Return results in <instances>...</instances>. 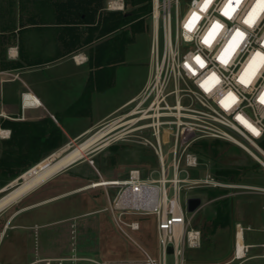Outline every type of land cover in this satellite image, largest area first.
<instances>
[{
  "label": "built area",
  "instance_id": "2783aa9c",
  "mask_svg": "<svg viewBox=\"0 0 264 264\" xmlns=\"http://www.w3.org/2000/svg\"><path fill=\"white\" fill-rule=\"evenodd\" d=\"M151 6L146 80L108 117L104 125L108 131L100 141L105 140L106 146L127 143L148 148L158 170L149 164L132 165L122 177L99 184L103 179L99 176L91 185L114 190L109 208L117 228L129 239L126 229L138 230L140 224L125 220V215L155 217L158 255L137 244L142 254L137 264H167L168 255L173 264H186V250L201 242V231L188 214L194 215L201 205L188 212V198L182 194L208 187L264 194L263 187L226 183L209 171L202 176L190 172L201 163L198 142L214 139L234 144L264 169V3L151 0ZM11 78L10 72L0 71V118H9L3 109V84ZM20 106L21 114L12 119H25L24 110L41 103L24 90ZM10 134L9 128L0 126V139ZM170 141L171 159L166 163L163 145ZM243 228L253 231L236 223V239ZM260 230L264 234V227ZM236 239L232 261L250 258L253 247L260 248L258 256L264 260V240L238 244Z\"/></svg>",
  "mask_w": 264,
  "mask_h": 264
},
{
  "label": "crops",
  "instance_id": "0c3cea01",
  "mask_svg": "<svg viewBox=\"0 0 264 264\" xmlns=\"http://www.w3.org/2000/svg\"><path fill=\"white\" fill-rule=\"evenodd\" d=\"M77 1L0 0V71L12 74L11 80L5 84L6 111L19 116L20 93L28 90L39 99L41 106L25 109L23 120L50 116L66 137L75 140L86 136L133 97L110 108L100 117L90 116L95 98L102 92L96 89L88 92L86 89L88 80L96 70L89 63L90 47L96 41L82 43L89 36L91 25L81 21L84 14L72 5ZM109 1L103 0V10L112 11L108 6ZM121 1L122 9L116 10H124V0ZM83 97H86L84 103ZM76 112L85 115H70ZM55 114H58L61 122ZM119 147L120 144L113 145L114 150ZM102 150L94 152L92 156ZM89 158L64 168L0 211L2 217L13 208L3 222L0 240L6 236L7 229L20 230L15 259L7 261L8 264H44L45 261H50V264H130L138 260V257L129 258L117 243V235L125 234L117 228L109 208L114 190L91 185L99 176L105 179L122 177L132 165L117 163L112 156L109 159L110 171L105 172L92 157V162ZM199 190L207 191L205 188ZM230 193L221 194L218 199H229L231 221L217 229L230 227L233 222L251 226L253 231L248 232L243 228L245 242L261 243L264 240L260 230L264 227V195L250 197L249 203L235 201L234 208L238 206L239 210L238 214L234 212L232 215L234 201L230 196L238 192ZM202 201L201 198V208L194 215L188 214L191 222L204 206ZM213 213L214 205L212 213L207 217L209 230V219ZM143 217L128 214L123 218L139 221L138 230L129 229L139 231ZM192 225L200 230L193 222ZM126 231L137 246L138 243L130 236L128 229ZM259 253L260 248L253 247L249 252L251 257L240 263L231 260L232 253L223 264H248L250 261L264 264Z\"/></svg>",
  "mask_w": 264,
  "mask_h": 264
},
{
  "label": "rangeland",
  "instance_id": "374dc122",
  "mask_svg": "<svg viewBox=\"0 0 264 264\" xmlns=\"http://www.w3.org/2000/svg\"><path fill=\"white\" fill-rule=\"evenodd\" d=\"M185 7L182 4L180 6V15L183 13ZM150 38H151V17L147 20V25L143 32L135 35L134 41L129 44L126 48V60L123 64L117 65L112 70V84L111 86L102 93H99L94 102L93 112L90 116L96 118L103 115L107 110L112 107H117L120 103H123L130 96H135L141 89L146 73L148 70L149 62V48H150ZM8 82V81H7ZM5 82L3 84V107L5 105L4 100L6 97L5 93ZM13 87V85H10ZM14 92L13 88L11 90ZM19 112V107H17ZM5 112L9 116L8 119L17 118L16 114ZM106 120L103 121L98 127L89 132L86 136L79 138L75 141L74 138L66 137L65 143L53 151L52 153L59 151V153H64L75 143L82 141L85 137L92 134L93 132L104 127ZM212 140H208L211 142ZM120 144L118 149H108L105 148L99 151L96 155H90V160L92 158L95 162L106 172L110 171L109 159L114 157L117 163H127L129 165L137 164H149L153 169L158 170V164L156 163L155 157L152 151L148 148L141 147L138 145H132L127 143H117ZM171 146L170 143L163 145V151L167 154L168 149ZM199 152L200 165L194 169L190 170L193 176H202L207 171L214 174L217 169H232L237 170L235 179L226 180V183H238V184H252L257 187H264V169L258 165L252 158H250L244 151L231 143L223 142L216 146V151L213 152L210 149L203 152L200 147H196ZM51 153V154H52ZM50 155V154H49ZM48 155V156H49ZM168 158L166 163L171 159L170 154H167ZM47 157V156H46ZM92 157V158H91ZM45 158V157H44ZM87 160V159H85ZM170 173V172H169ZM170 175V174H169ZM186 174L183 172L180 174L184 177ZM19 175L14 180L8 182L5 186L0 188V195L4 188H11L17 181H21ZM153 176L157 178L159 174L154 172ZM234 181V182H233ZM202 189V188H200ZM204 189V188H203ZM205 189H222L225 194L227 192H238L235 195L230 196V199L234 201L233 211L238 214V206L234 208L235 201L240 200L241 202L249 203L250 197L263 196L264 194L260 192H253L248 194L244 192V189H230L226 187H208ZM182 196L187 198L199 196L203 199L204 206L202 209L193 217V224L200 228L201 230V242L198 247L190 248L186 250L185 256L188 261L187 264H223L227 261L230 255L233 253L234 243L236 239V223L233 222L232 226L226 228H218L215 233L211 234L208 225V216L213 211L214 202L218 197H210L206 190L193 189L190 190ZM12 209L6 211L2 217H0V232L3 228V222L6 220L8 215L12 212ZM234 217V216H233ZM234 220V219H233ZM141 229L139 231H129L130 236L145 250H147L151 255H158V240L156 235L154 217L144 216L141 219ZM20 230L16 228H9L6 231V236L0 240V263L8 264L7 261H13L15 259L14 254L18 250L17 239L19 237ZM118 234V233H117ZM117 243L123 247V251L127 253L129 258H137L138 260L132 261L130 264H137V262L142 258V254L135 243L126 237L125 235H117ZM126 255V254H125ZM167 264H173L172 256L168 255L166 257ZM236 262L232 263L235 264ZM13 264V263H12ZM248 264H259L258 261H250Z\"/></svg>",
  "mask_w": 264,
  "mask_h": 264
},
{
  "label": "trees",
  "instance_id": "16d2710c",
  "mask_svg": "<svg viewBox=\"0 0 264 264\" xmlns=\"http://www.w3.org/2000/svg\"><path fill=\"white\" fill-rule=\"evenodd\" d=\"M72 5L84 14L81 21L91 25L89 36L82 43L96 41L89 52V63L96 70L88 80L86 89L88 92L93 89L103 92L112 84V70L125 61L127 46L134 41L136 34L144 31L151 15V0H124L123 11L103 10V0H79ZM85 100L86 97H83L82 103ZM70 115L85 114L76 112ZM57 116L55 114L61 122ZM0 126L11 130L8 139H0V188L60 148L66 141L64 132L50 116L36 120L0 118ZM223 142L218 139L211 142L201 140L197 147L203 152L208 149L215 152L216 146ZM196 152L199 154L197 149ZM237 173V170L232 169L214 171L215 177L224 181L233 180ZM223 192L222 189H207L210 197H217ZM230 221L229 199H217L214 202V213L209 219L210 232L228 225Z\"/></svg>",
  "mask_w": 264,
  "mask_h": 264
},
{
  "label": "bare ground",
  "instance_id": "6f19581e",
  "mask_svg": "<svg viewBox=\"0 0 264 264\" xmlns=\"http://www.w3.org/2000/svg\"><path fill=\"white\" fill-rule=\"evenodd\" d=\"M108 6L112 10L122 9L123 3L121 0H110ZM107 131L108 127H103L88 135L82 141L75 143L66 152L60 154L59 151H56L24 171L19 177L21 181H17L11 188H4L1 191L3 193L0 195V211L9 207L28 192L63 170V168L75 162L85 160L92 153L104 148L106 142L105 140H100L105 136ZM105 181L106 179L103 178L99 184H106L107 182ZM240 231L236 239L238 244L244 240L243 229H240Z\"/></svg>",
  "mask_w": 264,
  "mask_h": 264
},
{
  "label": "water",
  "instance_id": "95a60500",
  "mask_svg": "<svg viewBox=\"0 0 264 264\" xmlns=\"http://www.w3.org/2000/svg\"><path fill=\"white\" fill-rule=\"evenodd\" d=\"M186 205H187V211L193 212L196 208H198L201 205V198L200 197H189L186 201Z\"/></svg>",
  "mask_w": 264,
  "mask_h": 264
},
{
  "label": "flooded vegetation",
  "instance_id": "af4514ba",
  "mask_svg": "<svg viewBox=\"0 0 264 264\" xmlns=\"http://www.w3.org/2000/svg\"><path fill=\"white\" fill-rule=\"evenodd\" d=\"M113 145H114V144H111V145H108V146H106V147H104V148L113 149ZM104 148H103V149H104Z\"/></svg>",
  "mask_w": 264,
  "mask_h": 264
},
{
  "label": "snow or ice",
  "instance_id": "6c2138e0",
  "mask_svg": "<svg viewBox=\"0 0 264 264\" xmlns=\"http://www.w3.org/2000/svg\"><path fill=\"white\" fill-rule=\"evenodd\" d=\"M259 2L264 3V0H259ZM236 3L239 4V0H236ZM227 14V13H226ZM251 16V14H250ZM258 134V133H257Z\"/></svg>",
  "mask_w": 264,
  "mask_h": 264
}]
</instances>
